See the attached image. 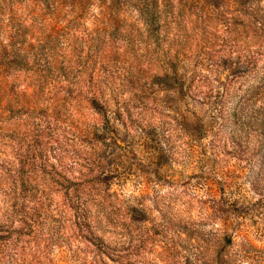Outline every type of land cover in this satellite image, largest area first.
Masks as SVG:
<instances>
[{"label": "rangeland", "instance_id": "rangeland-1", "mask_svg": "<svg viewBox=\"0 0 264 264\" xmlns=\"http://www.w3.org/2000/svg\"><path fill=\"white\" fill-rule=\"evenodd\" d=\"M173 11L95 5L0 74V264H264V0Z\"/></svg>", "mask_w": 264, "mask_h": 264}, {"label": "trees", "instance_id": "trees-1", "mask_svg": "<svg viewBox=\"0 0 264 264\" xmlns=\"http://www.w3.org/2000/svg\"><path fill=\"white\" fill-rule=\"evenodd\" d=\"M182 0H0V74L8 70L26 67L36 45L30 40L39 29L58 28L60 24L73 16L77 19L84 11L98 5L99 13L117 14L135 13L150 35L159 36L168 23L164 17L173 14V8ZM37 39V38H36ZM37 50L46 52L45 45L39 40ZM169 63L162 75H157L158 82L169 89L174 82L180 83L181 57L177 53L169 54ZM171 80V81H170Z\"/></svg>", "mask_w": 264, "mask_h": 264}]
</instances>
